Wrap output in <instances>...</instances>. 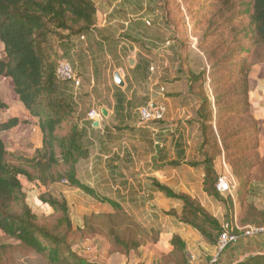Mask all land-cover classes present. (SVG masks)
Here are the masks:
<instances>
[{
  "label": "crops",
  "instance_id": "0c3cea01",
  "mask_svg": "<svg viewBox=\"0 0 264 264\" xmlns=\"http://www.w3.org/2000/svg\"><path fill=\"white\" fill-rule=\"evenodd\" d=\"M91 1L96 9L93 31L60 45L61 60L71 65L80 85L59 82L58 90L74 102L85 127L89 155L78 163L76 174L93 196L64 183L45 188L20 178L21 185L32 198L37 189L55 190L52 196L65 200L79 224L86 215L109 214L112 205H118L145 226V233L157 236L127 257H99L105 264L157 262L172 252L173 236L186 244L187 253L191 252L190 264H236L263 254L264 232L241 238L218 253L215 245L179 221L181 204L156 188L159 184L175 194L189 196L219 224L226 214L227 204L203 191L197 109L205 88L198 77L208 64L189 29L179 20L173 23L175 27L168 26L161 18L164 6L154 1ZM4 57L0 43V60ZM115 73L122 87L115 84ZM248 83L250 115L258 127V153L264 155V66L252 68ZM0 98L8 107L0 113V123L18 120L14 128L1 135L8 152L31 155L40 150L42 133L37 121L21 105L8 79L0 80ZM158 104L165 107L164 119L140 123L138 110ZM91 110L105 111L106 115L101 113V120L88 121L85 117ZM257 188L251 184L246 204L264 213V196L260 199L264 188L258 190L260 195ZM43 209L50 210L46 205ZM243 213L235 215L234 221ZM95 250L92 248L93 253Z\"/></svg>",
  "mask_w": 264,
  "mask_h": 264
},
{
  "label": "trees",
  "instance_id": "16d2710c",
  "mask_svg": "<svg viewBox=\"0 0 264 264\" xmlns=\"http://www.w3.org/2000/svg\"><path fill=\"white\" fill-rule=\"evenodd\" d=\"M205 11L209 14L208 32L196 43L208 64L198 80L211 90V96L204 94L197 109L203 191L222 200L216 185L221 176L229 174L236 183L238 208L244 211L242 225L261 227L264 213L246 204V199L254 180L248 174L259 160L258 127L250 115L248 80L253 67L264 66V0H216ZM95 13L91 0H0V43L5 54L0 60V80H10L19 102L36 119L42 133L40 150L29 159L15 157L8 153L1 135L18 120L0 123V231L47 264L89 263L69 247L72 227L65 200L41 196V203L54 217L40 219L25 202L20 178L45 188L66 183L93 196L76 174L78 163L89 155L85 127L74 102L58 90L56 68L61 60L60 45L90 34ZM207 38L208 50L204 49ZM7 108L0 98V113ZM246 152L253 162L247 161ZM156 188L181 204L178 219L182 224L209 244H216L220 225L215 218L189 196L159 184ZM112 207V213L86 216L85 228L104 232L114 252L136 251L145 243L138 225L120 206ZM171 246L172 262L188 264L186 244L173 236ZM2 249L0 259L7 256ZM236 264H264V253Z\"/></svg>",
  "mask_w": 264,
  "mask_h": 264
},
{
  "label": "rangeland",
  "instance_id": "374dc122",
  "mask_svg": "<svg viewBox=\"0 0 264 264\" xmlns=\"http://www.w3.org/2000/svg\"><path fill=\"white\" fill-rule=\"evenodd\" d=\"M148 1L149 2L154 1L155 3H159L160 5L164 6V11L161 12L164 18L163 17L161 18L165 22H167V25L174 26L173 23L179 20L183 24L184 27L186 26L189 29V31L192 34L190 36L194 37V39L196 40L195 43H197V39L199 37H202L206 32H208L209 14H208V11H205V9L209 7L210 4H213L216 0H148ZM189 31L186 32L188 36L190 33ZM204 47H205L204 49L208 50V38L205 41ZM197 49L200 51V47L199 48L197 47ZM58 50L60 53V48ZM205 94L208 97L211 96V90L208 88V85L207 87H205ZM85 119H87V117H85ZM4 142L7 148V142L5 140ZM246 145L249 146V142H247ZM8 153H10V155L12 156L22 157L25 159H29L33 155V154L25 155L24 152H8ZM256 154H258L259 157L258 156L257 157L259 158V160L257 159L255 160V164H254L255 167L251 171V173L248 174V176L251 179H254L252 180L251 184L255 183L256 185L259 186V188H257V192H258V190L262 191L264 188V182L256 180V179H259V180L264 179V155H260L258 153V150L256 151ZM246 155L248 159H250L247 161H251V162L254 161L252 155H250V152L248 153L246 152ZM10 160H13V159L11 158ZM245 178H248V177H245ZM22 191L25 195L26 204L30 207L31 211L35 215L40 217V219L42 218L51 219L52 217H54L53 211L51 209L50 210L43 209L45 204L41 203L40 197L43 195L44 196L55 195L56 194L55 190L42 192L41 190L37 189L34 194V198L28 195L27 193L28 190L26 189L25 185L22 186ZM251 192L252 191L250 190V193ZM258 194L260 195L259 192ZM261 195L262 196L260 197V199L263 200L264 192H262ZM221 198L225 199V200L222 199V201L224 204H227V208H226L227 210H226V214H224L223 217L219 219L221 220L219 225L221 226L222 224H225V223H233V224L237 223L238 225L242 224L243 217L241 218L238 216L237 221H234L235 215H237L238 213H241L242 211L238 208L237 192L235 193V198H234L236 201L235 203L229 197H221ZM56 199H59V198H56ZM68 214H69V219L71 221V227H72L71 234L68 237L69 247L71 251L76 253L81 258L85 259L89 264H105L104 262H101L102 261L100 259L101 257H103L102 259H105V260H108L109 258L118 259L119 257H127L130 253H136V251H131L128 254H121L119 252H114L112 245L110 244L104 232L98 233V231L90 232L89 230H87L84 225V218L86 216L88 217L91 214L84 216L83 221L80 224L77 222L78 219L75 214L70 215L69 211H68ZM102 214H105V213H102ZM71 216H72V219H71ZM132 220L136 225H138V232L140 236H142L145 240L144 244L154 242L157 239V236L154 233L152 232H150L149 234L145 233L146 232L145 226L141 225V223H139L138 221L134 219ZM154 238L155 240L153 241ZM17 244L18 243L16 241L6 238L4 234L0 231V247L3 248L2 252H5V253L7 252V256L3 259H0V264H47L45 260L43 259V257H40L27 250L21 249L17 246ZM92 248L94 250L96 249L95 250L96 252L93 253ZM190 254L186 253V261L188 262V264H190L189 263L191 259ZM152 264H174V263L172 262L168 254L166 256H162L161 258L157 260V262H153Z\"/></svg>",
  "mask_w": 264,
  "mask_h": 264
},
{
  "label": "built area",
  "instance_id": "2783aa9c",
  "mask_svg": "<svg viewBox=\"0 0 264 264\" xmlns=\"http://www.w3.org/2000/svg\"><path fill=\"white\" fill-rule=\"evenodd\" d=\"M56 77L59 82H69L75 87L80 85L79 79L76 77L71 65L60 60L56 68ZM165 107L162 104L150 107H142L138 110V118L142 124L158 123L164 119ZM88 121L101 120V113L98 110H91L86 115ZM66 184V183H64ZM216 191L222 197L235 198L236 183L232 177L227 174L218 179ZM264 232V228L255 226L241 227L236 223H225L220 226V234L218 236L215 248L218 253L228 249L236 244L239 239L252 237Z\"/></svg>",
  "mask_w": 264,
  "mask_h": 264
},
{
  "label": "water",
  "instance_id": "95a60500",
  "mask_svg": "<svg viewBox=\"0 0 264 264\" xmlns=\"http://www.w3.org/2000/svg\"><path fill=\"white\" fill-rule=\"evenodd\" d=\"M114 81H115V84H116L117 86H119V87H122V86H123V82L121 81V79H120L118 73H115V74H114ZM101 113H102L103 116L106 115V114H105V111H101ZM95 125H97V124L95 123Z\"/></svg>",
  "mask_w": 264,
  "mask_h": 264
}]
</instances>
